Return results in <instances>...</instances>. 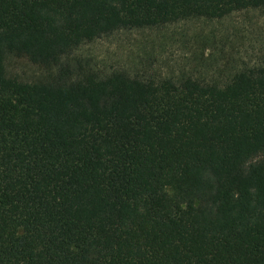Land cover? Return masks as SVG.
Instances as JSON below:
<instances>
[{
	"label": "trees",
	"instance_id": "16d2710c",
	"mask_svg": "<svg viewBox=\"0 0 264 264\" xmlns=\"http://www.w3.org/2000/svg\"><path fill=\"white\" fill-rule=\"evenodd\" d=\"M250 9L264 0H0V264H264V64L157 77L71 58Z\"/></svg>",
	"mask_w": 264,
	"mask_h": 264
},
{
	"label": "rangeland",
	"instance_id": "374dc122",
	"mask_svg": "<svg viewBox=\"0 0 264 264\" xmlns=\"http://www.w3.org/2000/svg\"><path fill=\"white\" fill-rule=\"evenodd\" d=\"M71 58L101 69L123 68L147 76L228 75L243 65L264 64V10L123 30L82 46ZM8 67L27 81L55 74L18 58H11Z\"/></svg>",
	"mask_w": 264,
	"mask_h": 264
}]
</instances>
